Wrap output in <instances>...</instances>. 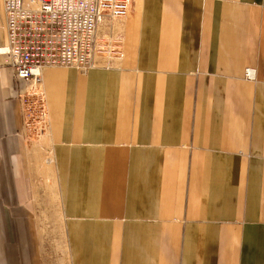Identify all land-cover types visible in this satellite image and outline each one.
<instances>
[{"label": "crops", "instance_id": "0c3cea01", "mask_svg": "<svg viewBox=\"0 0 264 264\" xmlns=\"http://www.w3.org/2000/svg\"><path fill=\"white\" fill-rule=\"evenodd\" d=\"M110 24L118 53L85 71L26 85L0 55V264H264V0Z\"/></svg>", "mask_w": 264, "mask_h": 264}, {"label": "built area", "instance_id": "2783aa9c", "mask_svg": "<svg viewBox=\"0 0 264 264\" xmlns=\"http://www.w3.org/2000/svg\"><path fill=\"white\" fill-rule=\"evenodd\" d=\"M7 42L0 55L17 79L32 85L45 67L89 69L96 55L116 54L119 42L109 34L112 21H122L131 0H1ZM105 28L98 43L99 25ZM111 39V42H110ZM118 41V40H117ZM255 72L245 71L253 80ZM29 94L24 103H32Z\"/></svg>", "mask_w": 264, "mask_h": 264}, {"label": "rangeland", "instance_id": "374dc122", "mask_svg": "<svg viewBox=\"0 0 264 264\" xmlns=\"http://www.w3.org/2000/svg\"><path fill=\"white\" fill-rule=\"evenodd\" d=\"M114 29L116 32L120 30V23L116 22L114 24ZM36 96V97H35ZM32 96V103L30 105V108L28 109L30 113V123L33 128V134H35L36 138L39 136V133L41 130L45 127V117H44V111H43V104L41 100V96L38 93V95Z\"/></svg>", "mask_w": 264, "mask_h": 264}, {"label": "bare ground", "instance_id": "6f19581e", "mask_svg": "<svg viewBox=\"0 0 264 264\" xmlns=\"http://www.w3.org/2000/svg\"><path fill=\"white\" fill-rule=\"evenodd\" d=\"M115 41V40H114ZM115 42H117V41H115ZM97 56V55H96Z\"/></svg>", "mask_w": 264, "mask_h": 264}]
</instances>
